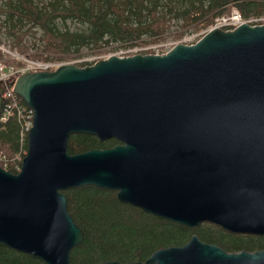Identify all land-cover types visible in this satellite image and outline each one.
Segmentation results:
<instances>
[{
    "label": "water",
    "instance_id": "obj_1",
    "mask_svg": "<svg viewBox=\"0 0 264 264\" xmlns=\"http://www.w3.org/2000/svg\"><path fill=\"white\" fill-rule=\"evenodd\" d=\"M7 87L33 120L19 171L0 167L1 244L69 264L83 231L61 191L80 186L186 227L264 235V23L213 27L163 54L28 72ZM76 133L119 143L70 155ZM98 264H264V250L227 252L192 235L144 263Z\"/></svg>",
    "mask_w": 264,
    "mask_h": 264
},
{
    "label": "trees",
    "instance_id": "obj_2",
    "mask_svg": "<svg viewBox=\"0 0 264 264\" xmlns=\"http://www.w3.org/2000/svg\"><path fill=\"white\" fill-rule=\"evenodd\" d=\"M184 1L185 8L173 14L169 8L166 16L158 9L157 0H5L0 5V16H3L6 34L11 37V47L17 53L30 59L46 60L51 55L57 61H64L79 55L84 48L99 54L113 49L110 44L132 48L155 43L165 38L171 17L181 19V27L195 33L212 26L217 17L227 15L232 9L244 19L264 15V0ZM58 22H78L84 28L60 30ZM34 28L41 33L42 49L30 53L23 41L27 35L34 34ZM181 36L182 32H175L172 38ZM19 127L14 116L0 127V152L9 159L5 170L12 174L18 172L13 161L19 151ZM118 143L114 138L99 141L93 135L76 133L69 136L66 150L74 155ZM24 149H27V140ZM22 159L17 163L19 167ZM61 192L67 200L68 214L83 231L81 243L69 252V264L144 263L153 252L182 246L192 235L227 252L264 250V235L231 233L209 222L195 227L172 223L118 201L115 190L80 186ZM0 264L45 263L0 243Z\"/></svg>",
    "mask_w": 264,
    "mask_h": 264
},
{
    "label": "rangeland",
    "instance_id": "obj_3",
    "mask_svg": "<svg viewBox=\"0 0 264 264\" xmlns=\"http://www.w3.org/2000/svg\"><path fill=\"white\" fill-rule=\"evenodd\" d=\"M159 2L158 9L166 13V16H169L167 12L169 8L172 9V14L175 13L177 10L183 9L187 6V2L184 0H157ZM5 0H0V5H3ZM239 13V12H238ZM230 14V12L228 13ZM227 14V15H228ZM249 19V18H247ZM256 22H252V25L255 23H264V15L258 18ZM182 20L179 18L171 17L167 22V28L164 34V39L158 40L155 43L145 44V45H135L132 48H124L119 47L117 44H110V47L113 49L106 51L104 53L94 54L91 48H84L80 51L79 55L73 56L72 58L65 59L64 61H57L51 55L46 60L40 59H30L24 57L23 55L17 53V51L12 49V42L11 37L6 34V26L3 23V16H0V52L2 54L0 58V64L4 65L5 67H18L21 65L24 59L32 60V61H51L56 62L59 64H75L80 66V63H93L97 60L107 58L110 55L115 56H126L131 55L130 52L134 51L141 54H155L156 52L166 51L171 49L174 45L181 43V44H193L197 41L206 31H209L215 26L213 22L212 26H209L206 29H202L198 32L191 33L190 29H183L181 27ZM57 28L60 30H64L68 28L71 31L75 30H82L84 26L78 22H66L65 24L57 23ZM222 29H226V27H222ZM175 32H182L181 38L173 39L172 35ZM33 33L31 35H27L24 38V43L28 47L30 53L38 52L42 49V41H41V33L38 29L34 28ZM17 62L20 64L15 65ZM73 248V247H72ZM71 248V249H72Z\"/></svg>",
    "mask_w": 264,
    "mask_h": 264
},
{
    "label": "built area",
    "instance_id": "obj_4",
    "mask_svg": "<svg viewBox=\"0 0 264 264\" xmlns=\"http://www.w3.org/2000/svg\"><path fill=\"white\" fill-rule=\"evenodd\" d=\"M257 19L249 18L244 19L238 13L236 9H232L230 14L217 17L214 20L215 26L218 28L226 27L224 30H230L242 23L253 24ZM259 24V23H255ZM169 50V49H168ZM166 50L165 52H167ZM139 52V51H137ZM134 51L131 54L137 53ZM164 53L156 52L155 54ZM59 63L51 61H32L24 59L20 66L18 67H5L0 64V85L3 87L1 92L2 103L0 109V127H2L6 121L14 116L19 123V151L14 157V168L18 171L20 169L17 163L22 159V156L26 154L24 149L25 140H27V133L32 127L33 111L28 108L23 101L17 96L12 88L7 87V83L15 79L18 75L27 72H37V71H50L58 67ZM9 165V159L5 154L0 152V166L5 169Z\"/></svg>",
    "mask_w": 264,
    "mask_h": 264
}]
</instances>
